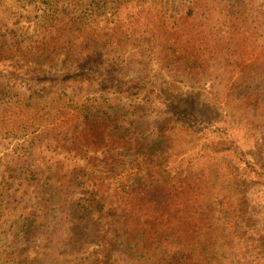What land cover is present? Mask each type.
I'll list each match as a JSON object with an SVG mask.
<instances>
[{"label": "rangeland", "instance_id": "1", "mask_svg": "<svg viewBox=\"0 0 264 264\" xmlns=\"http://www.w3.org/2000/svg\"><path fill=\"white\" fill-rule=\"evenodd\" d=\"M242 1L208 12L193 0H0V264H83L92 255L94 243L64 246L52 211L24 218L33 233L17 218L23 192L36 202L37 186L59 190L75 166L112 188L152 169L166 183L197 173L207 190L245 197L247 222L234 229L264 264V0ZM88 105L90 122L75 113ZM123 128L133 142L163 139L124 163ZM90 189L76 185L74 196Z\"/></svg>", "mask_w": 264, "mask_h": 264}, {"label": "trees", "instance_id": "2", "mask_svg": "<svg viewBox=\"0 0 264 264\" xmlns=\"http://www.w3.org/2000/svg\"><path fill=\"white\" fill-rule=\"evenodd\" d=\"M252 3L251 0L250 4ZM193 4L208 12H227L235 6L243 7L244 3L241 0H193ZM233 44L238 45L240 42L234 41ZM175 46L178 50L183 48L177 38L173 43V47ZM183 49L187 51L186 48ZM168 67L165 68L178 70L180 66L176 64ZM189 69L190 66L184 65L182 71ZM213 83L217 84L216 87H225L222 81ZM85 111L86 115L83 116L88 121L87 115L94 114L96 107L88 105L75 113ZM126 130L127 128L121 130L123 144L120 146L125 150L122 156L124 163L132 162L135 147H145L148 151L151 147H157L163 139V136L157 135L148 142L141 134L133 142L124 138ZM88 156L79 154L82 160L80 162L88 164ZM75 168L79 171L69 177L71 183L67 184L62 180L59 190L48 191L40 189L44 185L37 186L33 197L36 202H30V193L23 192L27 199L25 202L31 204L26 205L22 201L23 206L19 207L22 213L17 218L24 221L26 216L32 217L38 211V216L46 218L51 215L49 212H54L61 220L57 228L60 234H65L64 246L71 242L76 247H81L82 243L96 245L92 255L83 264H231L226 250L229 254L234 252L239 259L238 264H263V256L258 255V259H254L244 253L249 249V243L238 235L239 230L234 229L237 221L242 224L247 222L246 219L243 220L245 201H240L245 197L234 198L232 191L224 189L207 190L206 186H202L205 178L197 173L186 172L184 176L180 175L171 183H166L153 178L154 173L150 169L136 174L131 182L118 189L110 187V183L105 185L100 176L91 179L84 167ZM99 172L105 173L103 170ZM39 174L40 172L37 175ZM261 178L264 180V173ZM48 179L57 183L59 181L53 177ZM18 181L21 182L20 179ZM43 182L37 181L36 184ZM233 182L237 184L240 180L234 179ZM81 183L87 184L91 189L75 197V186ZM66 187L71 190H63ZM213 197H219L218 204L221 205V214L217 217ZM202 200L209 203L207 206L197 207L196 204ZM236 201L239 202L233 204ZM27 211L31 214H25ZM11 212L15 213L16 208ZM28 217L24 221L26 223L22 221L20 226H25L24 232L33 233V221ZM72 244L67 245L71 247Z\"/></svg>", "mask_w": 264, "mask_h": 264}]
</instances>
